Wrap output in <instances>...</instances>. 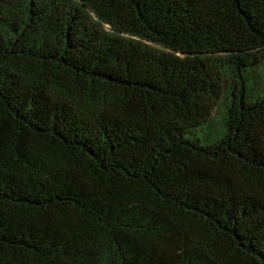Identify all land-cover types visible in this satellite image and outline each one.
Segmentation results:
<instances>
[{
  "label": "trees",
  "instance_id": "obj_1",
  "mask_svg": "<svg viewBox=\"0 0 264 264\" xmlns=\"http://www.w3.org/2000/svg\"><path fill=\"white\" fill-rule=\"evenodd\" d=\"M0 264H264V0H0Z\"/></svg>",
  "mask_w": 264,
  "mask_h": 264
}]
</instances>
